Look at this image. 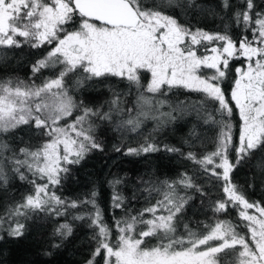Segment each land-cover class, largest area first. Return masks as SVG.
Listing matches in <instances>:
<instances>
[{
  "label": "snow or ice",
  "instance_id": "obj_1",
  "mask_svg": "<svg viewBox=\"0 0 264 264\" xmlns=\"http://www.w3.org/2000/svg\"><path fill=\"white\" fill-rule=\"evenodd\" d=\"M185 6H193V0H187V5L181 0H160L159 3L156 0L152 3L148 0H0V47L37 49L53 45L46 56L32 64L33 77L42 69L62 66L55 78L40 84L34 79L32 83L0 81V133L28 125L37 130L35 134L48 138L35 149L20 147L11 156H4L9 146L0 141V161L7 160L21 181L34 185V192L27 195L24 202L0 215V232L19 238L24 235L26 225L18 217L41 214L59 217L70 208L86 205L90 211L78 213L73 219H87L88 227L94 230L96 247L87 264H97V256L104 264H221V260L229 256L225 250H236L237 245L240 249L232 253L236 257L233 264H264V206L247 200L232 183L230 175L241 160L264 147V10H256L255 0H242L241 9L233 14L242 35L233 39L227 30L222 33L193 31L179 23L170 12ZM223 6L229 8V0H223ZM77 16L80 18L78 30L64 27L76 23ZM205 41L217 42V46L210 49L213 54L197 55L193 46ZM204 50L209 51L206 45ZM241 59L246 66L235 69L229 99L222 85L231 71L230 61ZM204 68L211 72L203 73ZM69 73L78 74L75 87H83L87 81L117 77L147 93L167 95L173 88H183L202 93L214 102V112H205L204 118L205 124L218 128L213 151L197 157L192 151L185 153L146 137L138 147L127 148L125 155L177 153L203 172L222 180L226 198L216 201L213 211L238 208L240 219L248 222L250 237L241 236L230 222L217 221L215 226L206 225L208 231L202 234L189 231V247H174L183 245L184 239L173 235L176 231L173 220L192 198L181 194L180 190L191 189L204 195L203 189L186 172L174 180L141 178L138 191L149 196L156 193L161 198L137 215H127L126 197L119 190L124 179L114 177L108 181L112 190L114 227L118 233L115 244L110 242L112 228L104 222L97 203L99 193L95 189L82 200L62 199L54 189L50 190V185L61 184L71 172L68 165H78L92 149L102 150L94 135L93 118L114 123L116 131L138 132L140 116L146 115L139 111L136 117L128 115L114 120L115 116L122 117L125 111L134 110L124 109L121 94L115 91L107 102V111L86 107L83 102L77 104L65 82ZM144 73L150 74L146 84L142 83ZM148 99L143 94L139 96L140 101ZM233 103L242 122L238 143L233 140ZM175 110L182 109L178 105ZM74 111L81 114L71 123H60ZM190 135L195 136V130ZM115 150L119 152L121 148L117 146ZM230 151L235 152V161L230 159ZM36 178L45 182L37 184ZM7 183L8 176L0 164V186ZM117 209L125 211V216L117 218ZM249 209L258 211L260 217L250 214ZM158 212L167 214L157 215ZM145 213H150L152 218H144ZM138 224L145 228L137 232ZM184 227L187 229L188 225ZM71 233V225L62 223L55 227L53 236L66 239ZM151 236H156L160 243L151 248L141 247L143 238ZM200 245L206 248L196 251ZM52 247L58 248L60 244L54 242ZM219 253H224V257H219Z\"/></svg>",
  "mask_w": 264,
  "mask_h": 264
},
{
  "label": "trees",
  "instance_id": "obj_2",
  "mask_svg": "<svg viewBox=\"0 0 264 264\" xmlns=\"http://www.w3.org/2000/svg\"><path fill=\"white\" fill-rule=\"evenodd\" d=\"M152 2L153 0H148V3ZM159 2L160 0H156V3ZM181 3L187 5V0H181ZM229 4L230 7L226 9L223 6V0H193V6L176 8L171 10L170 14L176 16L179 23L190 27L193 31L200 29L208 33H222L227 30L233 39H239L242 32L236 27L233 14L241 9L242 0H229ZM255 4L257 11L264 10V0H255ZM79 20L77 16L76 23L64 25V27L68 30H76ZM49 49L50 46L47 44L37 49L28 46L11 49L0 47V81L32 83L34 79L36 84H40L46 79L54 78L58 73L57 68L42 69L35 77L31 72L32 64L42 59ZM240 61H230L231 71L222 85L226 96L234 79L233 69L242 64ZM77 78H79L77 73H69L65 77V82L69 85V95L77 104L83 102L86 107L107 111V102L115 91L121 94L122 107L134 110L132 113L125 111L122 117L115 116L114 120L126 118L128 115L136 117L140 111L139 94L143 89L130 87L127 81L117 77L87 81L83 87H75ZM142 83H145L144 75ZM154 96L150 107L156 110L157 106L162 105L163 111L153 120L141 121L138 132L116 131L114 123L93 118L94 135L97 142L102 145V150L92 149L81 163L68 165L71 172L61 181V184L54 186L56 195L67 200H82L95 189L99 193L97 203L103 212L104 222L112 228L110 242L115 244L118 233L114 227L111 209L112 190L108 181L114 177L124 179V183L119 185V190L126 197L127 215H137L142 209L154 205L156 200L161 198L156 193L149 196L145 192L138 191L141 178L153 181L174 180L180 173L186 172L193 178L194 183L203 189L204 195L191 189L180 190L181 194H187L192 198L173 220L176 226L173 234L175 238L188 239L189 231L202 234L208 231L206 225L215 226L217 221L230 222L239 234H244L245 226L238 215L237 208L229 207L227 211H213L215 202L226 198L222 189V180L218 181L216 177L203 172L198 165L177 153L160 151L139 156L125 155L127 148L138 147L144 143L146 137L152 138L158 144L180 148L185 153L192 151L197 157L215 148L218 128L211 123H204L205 112H214V102L209 101L202 93L189 92L183 88H173L167 95L157 93ZM201 101L203 103H200ZM181 102L184 103L181 104ZM178 105L182 110L174 111ZM232 107L234 109L231 117L233 140L238 143L240 121L233 105ZM78 114L81 113L74 111L73 115L66 119L72 121ZM165 121H167L166 124ZM193 130H195V136L190 135ZM36 131L28 125H21L11 132L0 133V141L9 146L4 156H11L12 152H18L20 147L32 149L38 147L43 137L35 134ZM117 146L121 148V151L115 150ZM230 159L235 161L234 151H230ZM0 164H3L8 176L7 185L0 186L1 215L11 205L18 204L22 200L23 194L27 193L26 189H30V183L21 181L12 171V165L7 160L0 161ZM230 175L232 183L247 200L264 206V147L256 149L250 157L241 160ZM89 209L88 206L81 205L68 209L65 215L59 217L43 214L28 216L32 218L24 217L22 222L26 227L23 236L12 238L2 232L0 264H86L92 258V252L96 247V241L93 239L94 230L88 227L87 219L76 220L73 216L87 212ZM115 216L123 217L125 211L117 209ZM144 218L152 217L150 213H145ZM62 223H68L72 227V233L66 239L53 236L55 227ZM185 225H188L187 229ZM143 228L145 225L138 224L136 231ZM143 239L144 244L141 247L151 248L160 243L156 236ZM54 242L59 243L60 247L53 248ZM236 250L226 249L229 256L227 260L222 259L221 264H233L236 257L232 253ZM217 255L224 257V253ZM95 261L97 264H102L103 260L97 256Z\"/></svg>",
  "mask_w": 264,
  "mask_h": 264
},
{
  "label": "rangeland",
  "instance_id": "obj_3",
  "mask_svg": "<svg viewBox=\"0 0 264 264\" xmlns=\"http://www.w3.org/2000/svg\"><path fill=\"white\" fill-rule=\"evenodd\" d=\"M47 2H50V0H47ZM97 24H98V23H97ZM78 29H79V24H78V27H77L76 30H78ZM60 35H63V33H60ZM204 45H206V46L208 47V49H209L208 52H205V50H204ZM49 46H50V49L53 47V45H49ZM213 46H217V42H213L212 44H208V43L205 41V42H203L202 45H194L193 47H194L195 49H197V55H212L213 53H211L210 49H211V47H213ZM50 49H49V50H50ZM49 50H48V51H49ZM46 55H47V53L45 54V56H46ZM240 62H241L242 64L239 65V66H236V67L233 69L234 79L236 78V72H235V69H236L237 67H245V66H246V65L244 64V62H243V59H241ZM60 67H62V66H57V67H55V68L58 69V73H59V68H60ZM201 71H202L203 73H206V74H209V73L211 72V70L206 69V68L202 69ZM58 73H57V75H58ZM57 75H56V76H57ZM56 76H55V77H56ZM144 76H145V84H146L147 79L150 77V74H148V73H144ZM55 77H54V78H55ZM52 79H53V78H52ZM234 79H233V80H234ZM232 87H233V84L231 83L230 88H229V90H228V94H227V96H228L229 99H230V93H231ZM53 91H56V90H53ZM141 94H143L145 97H147V98H149V99H148L147 101H140V100H139V101L141 102V104H140V107H141L140 111H144V112L146 113V115H144V116H140V120H141V121L148 120V119L153 120V119L157 118V117L162 113L161 111H163V110H162V109H163L162 105L157 106V109L154 110V108H151V107H150V104L152 103V100H153L154 97H155L154 94H152V93H147V92H144V91H141L140 94H139V96H140ZM232 105H233L234 108H235L234 103H233ZM157 110H158V112H157ZM235 110H236V109H235ZM236 113H237V115H238V117H239L238 110H236ZM239 121H240V126H241L242 122H241L240 118H239ZM71 122H72V121H68V120L65 118V120H62L60 123H61V124H65V123H71ZM239 130H240V127H239ZM238 137H239V134H238ZM46 139H48V138H47V137H43L41 143H42L44 140H46ZM209 166L211 167V165H209ZM216 171H217V172H222L221 169H217ZM29 177L32 178L30 173H29ZM44 182H45L44 180L36 178V183H37V184H43ZM29 187H30V189H26L27 193H24V194H23L24 196H23L22 200H21L19 203L24 202L25 197H26L27 195L32 194V193L34 192V185L30 184ZM49 188H50V190H52V189L54 188V186L50 185ZM15 205H16V204L11 205V206H10L9 208H7V209L5 210V212H4L3 214H1V215L6 214V212L8 211V209L14 207ZM88 211H90V209H89ZM237 212H239V209H238V208H237ZM248 212H249L250 214L255 215V216L258 217V218L260 217V213H259L258 211H256L255 209H249ZM159 214H165V215H166L167 213L158 212L157 215H159ZM30 216L33 217V215H30ZM32 217H28V218H32ZM23 218H24V217H18V219H20L21 221L23 220ZM243 224H244V226H245V230H246V231H245L244 234H240V235H241V236H247V237H250L251 233L249 232L248 227H246V225L248 224V222H247V221H243ZM4 233L7 234V232H4ZM1 234H2V232H0V235H1ZM179 239H180V238H179ZM210 243L216 244V243H219V242H218V241H210ZM189 246H190V245L188 244V239H184V243H183V245H180V244H176V245H174V247H175L176 249H180L181 247L187 248V247H189ZM252 246L254 247V245H252ZM204 248H206L205 245H200V246L196 249V251H199L200 249H204ZM236 248H237V250H239V249H240V246L237 245ZM113 259H114V258H113ZM235 260H236V259H235ZM86 264H87V263H86ZM102 264H104L103 261H102Z\"/></svg>",
  "mask_w": 264,
  "mask_h": 264
},
{
  "label": "water",
  "instance_id": "obj_4",
  "mask_svg": "<svg viewBox=\"0 0 264 264\" xmlns=\"http://www.w3.org/2000/svg\"><path fill=\"white\" fill-rule=\"evenodd\" d=\"M95 23H99V22H95Z\"/></svg>",
  "mask_w": 264,
  "mask_h": 264
}]
</instances>
